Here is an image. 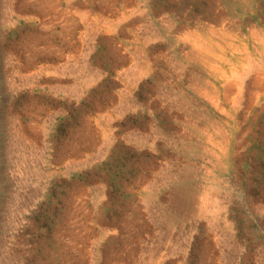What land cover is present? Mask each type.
Here are the masks:
<instances>
[{
	"label": "rangeland",
	"instance_id": "1",
	"mask_svg": "<svg viewBox=\"0 0 264 264\" xmlns=\"http://www.w3.org/2000/svg\"><path fill=\"white\" fill-rule=\"evenodd\" d=\"M263 25L264 0H0V264H264V88L215 80Z\"/></svg>",
	"mask_w": 264,
	"mask_h": 264
},
{
	"label": "bare ground",
	"instance_id": "2",
	"mask_svg": "<svg viewBox=\"0 0 264 264\" xmlns=\"http://www.w3.org/2000/svg\"><path fill=\"white\" fill-rule=\"evenodd\" d=\"M248 4V3H247ZM205 26V25H204ZM258 26V25H257ZM260 26V25H259ZM195 27V26H194ZM193 27V28H194ZM210 27V26H209ZM223 27V26H222ZM263 27H264V25H263ZM210 28H212V27H210ZM261 28V27H260ZM220 29V28H219ZM196 30V29H195ZM223 30V29H222ZM197 31V30H196ZM199 31V30H198ZM198 31H197V34H198ZM215 31V30H214ZM217 31H220V30H218L217 29ZM186 32V31H185ZM203 32V31H202ZM205 33H206V31H204ZM217 33V32H216ZM264 33V32H263ZM195 35V34H194ZM204 35V34H203ZM207 35H209V33L207 34ZM220 34H218V36H219ZM190 36V35H189ZM199 36H201V35H199ZM233 37V36H232ZM244 37H245V35H244ZM193 38V37H192ZM209 38V37H208ZM225 38H227V37H225ZM225 38L223 39V40H225ZM236 38H237V33H236ZM196 39V38H195ZM232 39V38H231ZM238 39V38H237ZM245 38H243V40H244ZM202 40V39H201ZM200 39H196L195 41H194V50H195V52H197V53H199L200 55L202 54V56L204 57V59H203V61L205 62V57L207 58V57H210L209 55H211V53L209 52L210 50H209V46H208V44L210 43H207V45L205 44H203L202 42H200L201 41ZM211 41H213V39H212V36H211V39H210ZM228 40V39H227ZM233 40H234V37H233ZM240 40H241V38H240ZM184 41V40H183ZM214 41H215V38H214ZM214 41H213V43H214ZM245 41V40H244ZM206 42V41H205ZM248 42H250V41H248ZM185 43V42H184ZM187 43H188V41H187ZM192 43H190V44H192ZM226 43V42H225ZM245 43H246V41H245ZM212 44V43H211ZM218 44H219V42H218ZM247 44V43H246ZM213 45V44H212ZM211 45V46H212ZM229 46H230V44H228ZM214 46V45H213ZM258 46V45H257ZM192 47V46H191ZM216 47H217V45H216ZM244 47V46H243ZM254 47V46H253ZM256 47V46H255ZM220 48V47H219ZM219 48H217V50L219 49ZM224 48H226V47H224ZM229 48V47H228ZM231 48V47H230ZM235 48H237V46H235ZM234 48V49H235ZM241 48V47H240ZM240 48H237V49H240ZM252 48V47H251ZM258 48V47H257ZM261 48L262 49H260L261 51L259 52L260 53V57H261V60H260V57L254 62L253 61V54L251 55H248L249 53H247V51L246 52H242V53H238L237 52V54H239L238 56H236V57H234V60H235V62L233 63V62H230V60H226V59H223L224 57H223V55H225V54H223V55H221L223 58H221L220 57V55L218 56V57H216L217 59L218 58H221V60L222 61H224V62H222V61H220L219 59H218V61L222 64V66L224 65V66H227L226 68H228L227 70H223V69H219L218 70V73L217 72H215V69L212 71V75H213V72H215V73H217V77H215V80H216V82H219V87H220V90H222V95H223V99H225V100H227V98H229V96L230 95H234V99L236 100V102L238 101H241V99H242V97H243V95H244V93L246 92V94H247V96H248V98H250L251 99V101H252V99L253 98H255V100H258L260 97H255L254 96V92H252V91H254V90H263V88H264V77H262L261 76V74L263 73V63H264V61H263V58H264V42H262V44H261ZM222 50H223V48H221ZM237 49H235L236 51H237ZM191 50V49H190ZM220 50V49H219ZM242 50H243V48H242ZM245 50V49H244ZM254 50V49H253ZM224 51V50H223ZM184 52V51H183ZM218 52V51H217ZM234 52V51H233ZM191 53V52H190ZM204 53V54H203ZM215 53V52H214ZM214 53H213V55H214ZM226 53V52H225ZM229 53V52H228ZM254 53V52H253ZM193 54V53H192ZM218 53H216L215 55H217ZM185 55H186V53H185ZM214 55V56H215ZM196 57H197V55H195ZM214 56H212V57H214ZM200 57V56H199ZM228 57V56H227ZM192 58V57H191ZM195 58V57H194ZM201 58V57H200ZM199 58V59H200ZM215 58V57H214ZM212 59V58H211ZM228 59V58H227ZM198 60V59H197ZM200 60H202V59H200ZM196 61V60H195ZM199 61V60H198ZM209 61H210V59H209ZM214 61V60H213ZM201 62V61H200ZM199 62V64H202V63H200ZM211 63H212V60H211ZM215 63H217V61L215 62ZM195 64H197V63H195ZM185 65V64H184ZM188 65V64H187ZM209 65H211V64H209ZM208 66V65H207ZM206 66V67H207ZM212 66V65H211ZM218 66V65H217ZM216 66V67H217ZM205 67V66H204ZM200 68H203V67H200ZM219 68V67H218ZM225 68V69H226ZM196 69H198V68H196ZM205 69V68H204ZM207 69H210V68H208L207 67ZM196 71H198V70H196ZM205 71V70H204ZM199 72H202L201 70L199 71ZM211 72V71H210ZM201 75V74H200ZM212 75H210V76H212ZM264 75V74H263ZM215 76H216V74H215ZM207 77V76H206ZM209 77V76H208ZM213 78V77H212ZM214 79V78H213ZM208 82V81H207ZM201 83V82H200ZM209 83V82H208ZM202 84V83H201ZM200 84V85H201ZM199 85V86H200ZM204 86H206V85H203V88H204ZM213 87V86H212ZM215 88V87H214ZM206 91H207V89H205ZM198 91V90H197ZM202 91V90H201ZM204 92V91H203ZM208 93H209V91H207ZM215 92V91H214ZM260 92V91H259ZM258 92V93H259ZM211 93V92H210ZM261 93V92H260ZM216 94V93H215ZM188 95V94H187ZM197 95V94H196ZM206 95V94H205ZM209 95H211V94H209ZM258 95V94H257ZM212 96V95H211ZM207 97V96H206ZM208 97H210V96H208ZM207 97V98H208ZM215 97V96H214ZM213 97V98H214ZM198 98H200V97H198ZM197 98V99H198ZM217 99V98H216ZM210 100V99H209ZM200 101V100H199ZM202 101V100H201ZM210 101H215L216 102V100L215 99H213V100H210ZM215 102H213V104H215ZM219 102V101H218ZM233 102V101H232ZM231 102V103H232ZM247 102V101H246ZM249 102V101H248ZM257 102V101H256ZM205 103V102H204ZM203 103V104H204ZM229 103H230V100H229ZM230 103V104H231ZM234 103V102H233ZM241 103V102H240ZM261 103V102H260ZM260 103L258 104V106L260 105ZM264 103V102H263ZM212 104V103H211ZM226 104V103H225ZM236 103H234V105H235ZM252 102H251V106H252ZM209 105V104H208ZM227 105V104H226ZM204 106V105H203ZM224 106V105H223ZM256 106H257V104H256ZM205 107V106H204ZM229 107V106H228ZM231 107V106H230ZM244 108V107H243ZM246 108V107H245ZM257 108H259V107H257ZM264 108V107H263ZM206 109V108H205ZM207 110V109H206ZM209 110V109H208ZM216 110H217V108H216ZM220 110V109H219ZM221 110H223V109H221ZM211 111V110H210ZM234 111V110H233ZM246 111H248V110H246ZM224 112H225V110H224ZM262 112V111H261ZM219 113V112H218ZM251 113V112H250ZM250 113H248V114H250ZM213 114V113H212ZM261 114V113H260ZM223 115H225V114H223ZM251 116V115H250ZM249 116V117H250ZM217 117V116H216ZM226 117V116H225ZM236 117V116H235ZM240 117H241V114H240ZM221 118V117H220ZM229 118H230V116H229ZM227 119V118H226ZM215 120H217V119H215ZM219 120V119H218ZM16 121V120H15ZM222 121V120H221ZM222 123V122H221ZM220 123V124H221ZM236 124V123H235ZM227 125V124H226ZM221 126V125H220ZM225 130V129H224ZM223 130V131H224ZM214 132V131H213ZM217 132V131H216ZM219 132V131H218ZM225 132V131H224ZM207 134H209V133H207ZM212 134V133H211ZM204 136V135H203ZM206 136V135H205ZM210 137H211V135H210ZM110 138V137H109ZM212 138V137H211ZM225 138V137H224ZM214 139V138H213ZM219 139V138H218ZM106 140V139H105ZM204 140H209V139H207V138H204ZM211 140V139H210ZM107 141H109V140H107ZM201 141V140H200ZM212 141V140H211ZM205 142V141H204ZM216 142H217V140H216ZM203 143V142H202ZM208 143V142H207ZM212 143V142H211ZM218 143V142H217ZM204 144V143H203ZM209 145V144H208ZM216 145V144H215ZM223 145V144H222ZM221 145V146H222ZM206 146V145H205ZM207 147V146H206ZM209 147H210V145H209ZM220 147V146H219ZM214 148V147H213ZM223 148V147H222ZM207 150V149H206ZM205 150V151H206ZM223 150H225V148L223 149ZM222 150V151H223ZM34 151V150H33ZM204 151V152H205ZM207 151H209V150H207ZM220 151V150H219ZM219 151H217V152H219ZM216 153V152H215ZM217 154V153H216ZM210 156V155H209ZM215 156V155H214ZM18 157V156H17ZM225 158H226V156H224ZM211 158V157H210ZM213 158V157H212ZM222 160V159H221ZM224 160V159H223ZM219 161V160H218ZM225 161V160H224ZM225 164V163H224ZM26 166V165H25ZM215 178V177H214ZM23 182V181H22ZM212 182V181H211ZM209 185V184H208ZM213 186H215V185H213ZM20 187V186H19ZM209 188V187H208ZM208 190V189H207ZM208 195V194H207ZM181 196V195H180ZM207 197V196H206ZM150 198H152V197H150ZM217 198V197H216ZM203 199V198H202ZM151 200H154V199H150V201ZM205 200V199H204ZM147 201V200H146ZM206 201V200H205ZM220 201V200H219ZM143 202H145V201H143ZM201 202V201H200ZM203 202V201H202ZM153 203V202H152ZM154 204V203H153ZM202 205V204H201ZM204 205V204H203ZM207 205V204H206ZM205 205V206H206ZM149 208H151V207H149ZM206 208H208V207H206ZM203 209H204V207H203ZM207 210V209H206ZM182 211V210H181ZM204 211V210H203ZM202 213V212H201ZM125 264V263H124Z\"/></svg>",
	"mask_w": 264,
	"mask_h": 264
}]
</instances>
